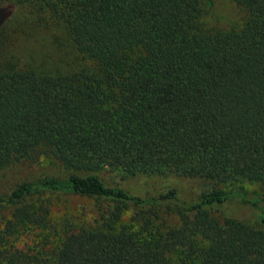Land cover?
I'll use <instances>...</instances> for the list:
<instances>
[{
	"label": "trees",
	"instance_id": "16d2710c",
	"mask_svg": "<svg viewBox=\"0 0 264 264\" xmlns=\"http://www.w3.org/2000/svg\"><path fill=\"white\" fill-rule=\"evenodd\" d=\"M5 1L0 169L43 156L67 173L0 192V264H264V192L234 186L264 184V0H233L229 29L205 21L211 0ZM54 26L86 64L32 63L28 39ZM102 169L234 187L138 196ZM59 194L93 208L55 219Z\"/></svg>",
	"mask_w": 264,
	"mask_h": 264
},
{
	"label": "rangeland",
	"instance_id": "374dc122",
	"mask_svg": "<svg viewBox=\"0 0 264 264\" xmlns=\"http://www.w3.org/2000/svg\"><path fill=\"white\" fill-rule=\"evenodd\" d=\"M11 6L12 4L5 0L0 3V19L7 17L11 13ZM243 16L242 9L233 0H211V5L205 11L204 19L208 25L229 29L231 27L238 28ZM56 35L60 37V30L54 26L46 32L42 29L39 31L40 45L38 43L31 44L33 41L28 39L33 57L32 63L37 68L46 69L53 73L66 72L73 71L87 63V60L72 48L69 42L64 40L62 44L58 43L55 38ZM13 46L15 47L14 54L24 52L23 49H20L19 44L15 43ZM66 173L67 171L43 156L33 161L14 163L9 167L6 166L0 169V192L5 193L11 185L21 180L35 178L44 174L65 175ZM97 175L105 184L120 186L129 193L138 196L157 195L168 188H173L175 195L184 202H192L202 192L212 188L228 189L233 186V183H216L197 177L179 176L173 173L126 175L120 171L102 169L97 172ZM234 186H240L246 191L264 192V184L257 182H239L234 184ZM51 202V216L55 219H60L66 214L73 213L76 209H83L89 213L93 208L91 199L77 195H53ZM7 213V208H0V216L7 215ZM25 234L21 238L24 243L22 249L27 251L28 245L31 244V234Z\"/></svg>",
	"mask_w": 264,
	"mask_h": 264
}]
</instances>
